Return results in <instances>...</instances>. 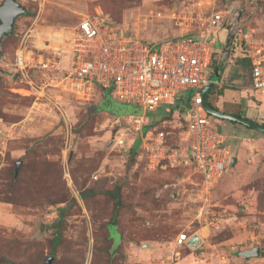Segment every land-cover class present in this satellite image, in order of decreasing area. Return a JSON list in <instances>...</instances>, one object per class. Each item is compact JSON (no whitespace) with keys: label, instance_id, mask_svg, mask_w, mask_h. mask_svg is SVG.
I'll use <instances>...</instances> for the list:
<instances>
[{"label":"rangeland","instance_id":"rangeland-1","mask_svg":"<svg viewBox=\"0 0 264 264\" xmlns=\"http://www.w3.org/2000/svg\"><path fill=\"white\" fill-rule=\"evenodd\" d=\"M16 1L25 13L0 37V264H45L51 255L50 264H264L263 133L217 119L237 161L210 190L197 219L192 210L200 204V178L193 167L146 168L137 133L124 121L143 113L139 105L99 86L87 93L40 65L52 59L65 65L74 27L95 8L123 35L156 42L199 34L225 0ZM241 6V31L227 58V27L208 38L219 67L215 78L233 87H213L207 100L261 124L264 94L249 88L240 42L241 34L264 40V0H243ZM17 54L27 64L22 71ZM145 117L172 142L189 138L176 109L170 114L160 106ZM116 184L121 205L111 224L114 199L104 192ZM59 208L65 211L55 229ZM178 233L200 241L176 246ZM254 247L259 256L239 255Z\"/></svg>","mask_w":264,"mask_h":264},{"label":"built area","instance_id":"built-area-1","mask_svg":"<svg viewBox=\"0 0 264 264\" xmlns=\"http://www.w3.org/2000/svg\"><path fill=\"white\" fill-rule=\"evenodd\" d=\"M242 1L230 0L213 10L199 34L181 33L156 42L123 35L108 14L95 8L74 27L65 65L57 59L40 64L59 71L66 82L87 93L99 86L117 100L139 105L143 113L128 115L124 121L139 133L146 168L155 171L166 163L191 165L200 178V204L192 210L197 219L204 214L210 190L233 157L228 135L218 128V120L207 112L200 95L215 71L210 67L215 50L208 38L212 30L224 25L228 32L239 35ZM249 37L241 34L249 58V88L264 94V40L248 41ZM17 55L15 63L22 71L27 64ZM224 85L233 87L219 79L213 87L220 90ZM184 96L188 99L183 116L189 134L186 141L172 142L169 133L162 130L150 128L143 133L147 111L173 105ZM189 239L186 233H178L174 244L183 246Z\"/></svg>","mask_w":264,"mask_h":264},{"label":"water","instance_id":"water-1","mask_svg":"<svg viewBox=\"0 0 264 264\" xmlns=\"http://www.w3.org/2000/svg\"><path fill=\"white\" fill-rule=\"evenodd\" d=\"M229 1L230 0H225V2H229ZM24 13H25V8L16 0H4L0 4V37L9 33L14 26L16 17ZM234 37H235L234 32H228L226 42H225V49L223 50L225 58H227L230 54ZM221 61L224 62V60H221ZM218 73H219V67L217 66L214 73L212 74L210 78L211 81L202 88L201 93H200L202 101H203V105L205 109L207 110V112L216 119L219 118V119H224V120H229V121H235L237 123L253 128L264 134L263 124H259L257 122H254L242 116H237L235 114L220 111L216 108H213L208 103L207 93L214 86V82L217 80L215 76H217ZM236 161H237V157L233 156L231 158L229 165L233 166L236 163ZM20 165H21V161H17L15 169H14L15 175H17L18 173ZM199 241L200 239L195 234L188 240L187 243L188 245H192L193 247H195L199 243ZM239 255L245 258L259 256L260 250L257 247H254L252 249H245L243 251H239ZM50 262H51V257H49V259L45 262V264H50Z\"/></svg>","mask_w":264,"mask_h":264},{"label":"trees","instance_id":"trees-1","mask_svg":"<svg viewBox=\"0 0 264 264\" xmlns=\"http://www.w3.org/2000/svg\"><path fill=\"white\" fill-rule=\"evenodd\" d=\"M83 18V17H82ZM81 18V19H82ZM80 19V20H81ZM110 19L114 22V20L110 17ZM9 33L5 34L4 36H7ZM3 36V37H4ZM174 37V36H172ZM171 38V37H169ZM166 39V38H164ZM162 40V39H161ZM215 50V49H214ZM240 50H241V56H242V63L244 64L245 68L247 69L248 71V83L250 82V66H249V58H248V53H247V47L245 45V40L243 38H241V42H240ZM216 54V51L214 53V56ZM231 54V53H230ZM211 72L214 71L217 67V63H216V58H214L211 62ZM213 89V88H212ZM210 91V90H209ZM174 106V108H172ZM168 108H170V114L173 112L174 109H176L181 115L184 116V113H185V110L186 108L188 107V99L187 97H181L179 100H177V102L173 105H169L167 106ZM94 111L97 112V108H94ZM235 115L237 116H240L239 113H234ZM112 115V113H111ZM114 116L115 118H117L116 115H112ZM229 121V120H228ZM184 122V121H183ZM231 124H237V122L235 121H229ZM185 124V122H184ZM240 124V123H239ZM264 125V123H261ZM152 124H150L148 121L147 123L144 125L143 128H146V131H143V133H146L148 131V129L152 128L151 127ZM244 126V125H243ZM246 127L247 129H253V128H250V127H247V126H244ZM218 128L224 132L220 126L218 125ZM225 133V132H224ZM137 136H139V133L137 132ZM139 140H137V142L135 143V145L133 147H131L129 150L132 152L134 150V147L137 146ZM105 194H107L108 196H110L111 198L114 199V205H113V209H112V216L109 220V222L111 224H115V219H116V216H117V209L118 207L121 205V196H120V184H116L114 186V188L110 191H105L104 192ZM83 197H85V195L83 194ZM61 201H65V200H61ZM52 203V202H51ZM64 211H65V208H59L58 211H57V218L54 220L53 222V226H55V229H58V225H59V220L62 219V217L64 216ZM59 233L58 231L56 232V238H59ZM53 252V249L51 250V253ZM51 257L52 258V255L51 256H48V258ZM5 262L7 264H12V262H10L8 259H5Z\"/></svg>","mask_w":264,"mask_h":264},{"label":"crops","instance_id":"crops-1","mask_svg":"<svg viewBox=\"0 0 264 264\" xmlns=\"http://www.w3.org/2000/svg\"><path fill=\"white\" fill-rule=\"evenodd\" d=\"M132 115V114H131ZM118 118V117H117Z\"/></svg>","mask_w":264,"mask_h":264}]
</instances>
